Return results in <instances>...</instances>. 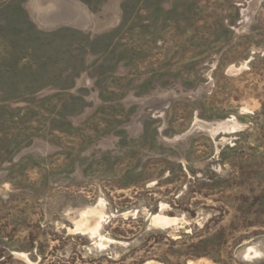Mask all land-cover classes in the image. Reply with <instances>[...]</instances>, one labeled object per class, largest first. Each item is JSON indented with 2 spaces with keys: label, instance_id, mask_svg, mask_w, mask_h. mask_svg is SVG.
Here are the masks:
<instances>
[{
  "label": "rangeland",
  "instance_id": "obj_1",
  "mask_svg": "<svg viewBox=\"0 0 264 264\" xmlns=\"http://www.w3.org/2000/svg\"><path fill=\"white\" fill-rule=\"evenodd\" d=\"M71 1L0 0V264H264V0Z\"/></svg>",
  "mask_w": 264,
  "mask_h": 264
},
{
  "label": "bare ground",
  "instance_id": "obj_2",
  "mask_svg": "<svg viewBox=\"0 0 264 264\" xmlns=\"http://www.w3.org/2000/svg\"><path fill=\"white\" fill-rule=\"evenodd\" d=\"M39 3H40V9L44 11L45 14H48L51 21L54 23L64 22L69 24H78L84 21L83 13L81 11L83 9H81L76 3H74L71 0H39ZM210 124L204 122H197L195 126H198L200 128H205V130L207 129L210 130L211 128H213V126H211ZM228 126L231 127L230 121L225 122L224 125H221L220 127L223 130H225V128H227ZM143 264H156V263L146 262ZM189 264H193V263L189 262Z\"/></svg>",
  "mask_w": 264,
  "mask_h": 264
},
{
  "label": "water",
  "instance_id": "obj_3",
  "mask_svg": "<svg viewBox=\"0 0 264 264\" xmlns=\"http://www.w3.org/2000/svg\"><path fill=\"white\" fill-rule=\"evenodd\" d=\"M203 129H205V128H203ZM207 129V128H206ZM188 134V133H187Z\"/></svg>",
  "mask_w": 264,
  "mask_h": 264
}]
</instances>
